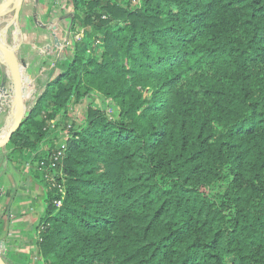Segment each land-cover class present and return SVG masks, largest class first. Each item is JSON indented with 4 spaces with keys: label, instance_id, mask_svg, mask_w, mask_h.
<instances>
[{
    "label": "trees",
    "instance_id": "trees-1",
    "mask_svg": "<svg viewBox=\"0 0 264 264\" xmlns=\"http://www.w3.org/2000/svg\"><path fill=\"white\" fill-rule=\"evenodd\" d=\"M134 1L72 0V49L6 147L46 190L38 254L264 264V0ZM88 98L111 111L71 120Z\"/></svg>",
    "mask_w": 264,
    "mask_h": 264
},
{
    "label": "crops",
    "instance_id": "crops-1",
    "mask_svg": "<svg viewBox=\"0 0 264 264\" xmlns=\"http://www.w3.org/2000/svg\"><path fill=\"white\" fill-rule=\"evenodd\" d=\"M69 10L72 14V0H25L19 24L11 27L6 32V36H3V40L6 39V45L16 46L18 58L28 65L27 69L23 71L27 89L31 90V85H34L36 89H44L61 73L60 67L63 63H59V60L67 57V55L62 56V53L59 52L61 48L63 50L65 47V45L62 47L61 43L67 41V44H70L73 39L70 32L72 23L69 20L71 15H68ZM11 19L12 15L0 21V32L4 31V25ZM58 36L61 37L62 42L56 47L55 41L59 39ZM15 37L17 44L14 43ZM52 48L54 49L52 50ZM55 54L56 56H54ZM11 89L10 73L7 67L0 62V107L5 106ZM9 117L10 114L0 109V131L9 124ZM4 151L6 148L0 151V169H2L0 171L2 173L0 216L4 215L2 224L6 230L3 241L6 243L7 251L3 257L6 262L7 259L10 261L7 264H18L20 262L18 252L22 249L23 237L25 238L28 233H34L44 216L45 207L42 208L41 203L45 201L46 190L37 179L38 175L34 169L29 170L28 168L25 173L20 172L22 166L19 165L26 163H21L16 155L14 157L10 155L9 158L12 160L9 159V162L11 164L5 168L7 164L4 165L2 162H8L9 155L4 158ZM13 161L15 164L12 163ZM30 168L32 167L30 166ZM10 173L13 180H6ZM20 178H22L21 181Z\"/></svg>",
    "mask_w": 264,
    "mask_h": 264
},
{
    "label": "water",
    "instance_id": "water-1",
    "mask_svg": "<svg viewBox=\"0 0 264 264\" xmlns=\"http://www.w3.org/2000/svg\"><path fill=\"white\" fill-rule=\"evenodd\" d=\"M25 0H0V21L12 15L9 23L4 25V31L0 32V62L5 65L10 73L12 89L4 107L1 111L10 114L9 124L0 131V151L5 149L11 142L13 136L22 127L23 122L30 111L26 108V96L28 89L25 86L23 71L28 65L18 58V48L6 45V32L20 22V16ZM15 44L17 38L15 37ZM6 250L5 242H0V264H7L3 254Z\"/></svg>",
    "mask_w": 264,
    "mask_h": 264
},
{
    "label": "rangeland",
    "instance_id": "rangeland-1",
    "mask_svg": "<svg viewBox=\"0 0 264 264\" xmlns=\"http://www.w3.org/2000/svg\"><path fill=\"white\" fill-rule=\"evenodd\" d=\"M70 12H68V15L69 14H71V10H69ZM68 15H67V17H68ZM55 30H57V28H54ZM62 36H63V34H62ZM59 37V39H56V41H55V46L56 47H58L59 45H60V43L62 42V40H61V37L60 36H58ZM77 38H76V40H78V36H76ZM68 42L67 41H65L64 43H61L62 44V47L65 45V47L63 48V50H62V48H61V51H59V52H61L62 53V56H65V55H68V53L70 52V47H72V43H70V44H67ZM54 48H52V50H53ZM58 51V50H57ZM102 50H99L98 52L100 53ZM58 52V53H59ZM57 53V54H58ZM54 56H56V54L54 55ZM60 58H61V56H60ZM31 90L30 89H28V94H27V96H26V108L29 110V111H31L32 110V108L34 107V105H35V103H36V101L39 99V97H40V95L43 93V91H44V89L42 88V89H36L35 87H34V85H31ZM11 93V92H10ZM102 104H104V105H102ZM97 105H101V106H103V107H108V109H109V112L111 111V107H110V105H111V101H109V100H106L105 98H102L101 100L99 99V100H94V99H91V98H88V99H86L84 102H83V104H82V107H76V106H73V108L71 109V115H70V117H71V120H73L74 118H76L77 119V117H78V115L80 114L81 115V117L83 116L84 117V113H85V111L87 110V108L89 107V106H97ZM0 128H1V125H0ZM60 131H61V128H58V130H55V131H53L52 132V134H51V137H50V139L52 140V139H57L58 140V143H57V147H59L61 144H62V140L64 141V138H63V134L62 135H60L61 133H60ZM48 147V146H47ZM4 150V149H3ZM9 155V152H7L6 153V151H4V154H3V157L5 158L6 156H8ZM13 157L15 156V155H12ZM10 160H12L11 158H9ZM4 160V159H3ZM2 160V161H3ZM13 164H15V161H13L12 162ZM1 164V163H0ZM2 164H7L6 165V167L5 168H7V166L8 165H10L11 164V162H5L4 163V161L2 162ZM12 164V165H13ZM16 165H17V163H16ZM1 166V165H0ZM19 166H22V167H20L21 168V170H20V172H24L25 173V171L29 168V170L31 169V170H33V168H30V165L28 164V163H26V164H23V165H19ZM12 167V166H11ZM14 169V168H13ZM2 169H0V171H1ZM35 170V169H34ZM1 175H2V173H0V183H1ZM19 176H20V174H19ZM24 176V175H23ZM7 179H11V180H13L12 179V175H11V173H10V175H9V177H6V180ZM5 180V181H6ZM20 181L22 180V178H20L19 179ZM40 184V183H39ZM15 185H16V183H15ZM14 185V186H15ZM45 201L44 202H42L41 203V207L43 208V207H45ZM4 218V215H1L0 216V224H1V230H2V235L0 236V242H4L3 241V239H5V230H6V228L4 229V225L2 224V221L4 220L3 219ZM6 227V226H5ZM34 231V230H33ZM23 239H24V241L23 242H21V250L18 252V257L20 258L19 260H20V262H18V264H44L43 263V260L41 259V257L39 256V254H38V250H37V248H36V242H37V240H38V233L36 232V231H34V233H28L27 235H26V237L24 238L23 237ZM6 244V243H5ZM5 252L7 253V251L5 250ZM7 262H10V261H8V259H7ZM11 264H13V263H11ZM15 264V263H14Z\"/></svg>",
    "mask_w": 264,
    "mask_h": 264
},
{
    "label": "built area",
    "instance_id": "built-area-1",
    "mask_svg": "<svg viewBox=\"0 0 264 264\" xmlns=\"http://www.w3.org/2000/svg\"><path fill=\"white\" fill-rule=\"evenodd\" d=\"M136 2H137V0L134 1V3H136ZM80 38H81V36H78V40H80ZM65 149H66V144H65L64 141H62V144L59 147H57V151H56V153L54 154V156H53V158L51 160V165H50L51 168H56L57 163L61 162L64 159ZM46 165L47 164L44 161L41 162L39 167H38L39 171H41V172H43L45 174L46 179L53 183L52 187L53 188H57L58 191L60 192V194H62V198H63L64 197V188L55 184L54 179L51 178L49 176V174L46 172L47 171L46 170ZM55 205L58 208H60L62 206V200L55 201Z\"/></svg>",
    "mask_w": 264,
    "mask_h": 264
}]
</instances>
